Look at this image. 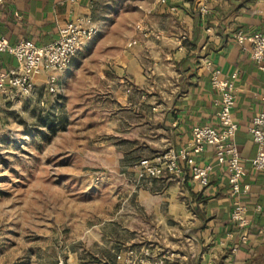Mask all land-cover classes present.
I'll return each mask as SVG.
<instances>
[{
  "label": "crops",
  "instance_id": "0c3cea01",
  "mask_svg": "<svg viewBox=\"0 0 264 264\" xmlns=\"http://www.w3.org/2000/svg\"><path fill=\"white\" fill-rule=\"evenodd\" d=\"M201 4L206 14L199 10ZM69 21L93 30L77 54L88 46V53L100 57L72 58L60 72L40 70L27 95L0 92V146L14 143L23 132L9 117L27 112L30 99L41 104L50 75L59 85L64 77L87 71L93 80L112 83L118 78L131 87L134 101L115 113L122 128L130 125L136 132L132 142L122 143L133 151V163L166 149H185L197 164L211 163L212 147L195 150L190 131L195 125L218 124V92L209 82L218 69L220 77L237 76L231 114L238 125L233 141L243 175L241 192L233 195L229 175L220 166L213 167L203 188L184 164L177 176L163 173L158 178L137 179L136 166L126 168L118 176L123 188L110 192L107 214L87 227V246L64 256L65 263L120 264L116 252L146 247L171 264H264V171L250 166L256 146L248 132L264 102V71L251 59L249 42L233 38L238 29L264 34V0H0V37L10 45L21 39L48 44ZM15 66L14 56L0 51V73ZM142 89L152 94L151 106L145 105ZM126 93L120 95L128 97ZM236 201L245 209L244 228L231 218Z\"/></svg>",
  "mask_w": 264,
  "mask_h": 264
},
{
  "label": "rangeland",
  "instance_id": "374dc122",
  "mask_svg": "<svg viewBox=\"0 0 264 264\" xmlns=\"http://www.w3.org/2000/svg\"><path fill=\"white\" fill-rule=\"evenodd\" d=\"M89 50L72 58L100 57ZM91 80L87 71L64 77L41 104L30 99L27 112L9 117L24 129L0 146V264H55L86 247L87 227L107 214L110 192L123 188L119 173L137 164L124 146L136 132L116 115L134 101L131 87L118 78ZM142 91L151 106L152 94Z\"/></svg>",
  "mask_w": 264,
  "mask_h": 264
},
{
  "label": "built area",
  "instance_id": "2783aa9c",
  "mask_svg": "<svg viewBox=\"0 0 264 264\" xmlns=\"http://www.w3.org/2000/svg\"><path fill=\"white\" fill-rule=\"evenodd\" d=\"M73 1V0H69ZM201 13L208 12L205 4L199 7ZM93 30L78 21L65 22L59 27L58 37L44 45H37L29 39H21L13 45L0 37V51L14 56L16 66L5 73H0V92L10 89L22 95H27L32 89V77L40 70L46 68L51 72H60L66 68L71 58L78 53L83 43L91 36ZM233 38L240 44L249 42L251 59L264 71V34L253 32L247 34L242 30H235ZM209 82L218 92V99L214 101L217 108V126L195 125L190 135L195 150L203 146H211L213 162L199 165L195 162L191 152L182 149H166L149 158H143L136 164L137 179L158 178L163 173L177 176L184 167L196 179L197 184L203 188L208 185L209 175L214 166L223 167L227 172L228 185L231 193L237 195L241 192V179L243 167L240 162L238 150L233 141L238 125L232 117L234 106L235 73L228 77H220V70L211 72ZM56 78L50 75L47 80L48 92H54ZM248 132L251 141L255 144L254 156L249 159L250 166L256 171H264V102L260 110L255 113L249 122ZM231 218L241 228L246 227L247 219L245 209L237 201L231 212ZM246 232L241 237L245 242ZM115 260L120 264H171L163 255L152 252L149 248H125L115 254ZM56 264H66L58 260Z\"/></svg>",
  "mask_w": 264,
  "mask_h": 264
},
{
  "label": "trees",
  "instance_id": "16d2710c",
  "mask_svg": "<svg viewBox=\"0 0 264 264\" xmlns=\"http://www.w3.org/2000/svg\"><path fill=\"white\" fill-rule=\"evenodd\" d=\"M158 153V152H157ZM154 154H156V153H153L151 156H153Z\"/></svg>",
  "mask_w": 264,
  "mask_h": 264
}]
</instances>
